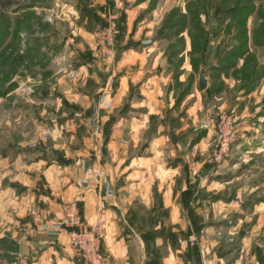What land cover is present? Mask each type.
<instances>
[{
  "label": "rangeland",
  "instance_id": "rangeland-1",
  "mask_svg": "<svg viewBox=\"0 0 264 264\" xmlns=\"http://www.w3.org/2000/svg\"><path fill=\"white\" fill-rule=\"evenodd\" d=\"M58 1L0 0V189L16 195L4 201L29 196L27 187L38 180L34 169L25 172L31 168L57 171L86 157L98 175L102 166L116 170L147 153L129 119L141 89L142 106L160 108L146 116L148 137L160 121L161 130L169 126L188 148L206 140L193 155L196 178L184 194L183 212L192 223L179 227L189 264H264V0H64L83 17L67 10L71 16L58 17L57 24ZM16 10L24 12L17 22ZM78 20L93 36L96 82L76 64L88 62L86 55L54 62L58 43H82ZM44 35L48 47L36 48ZM202 68L205 88L199 86ZM185 153L178 168L190 171ZM204 176L213 180V192L199 186ZM192 197L199 201L194 209L186 205ZM206 200L211 206L202 207ZM13 209L9 216L18 215ZM23 222L16 227L25 231ZM175 229L164 225L158 237L167 244ZM176 243L172 237L170 244ZM5 254L0 249V258Z\"/></svg>",
  "mask_w": 264,
  "mask_h": 264
},
{
  "label": "crops",
  "instance_id": "crops-1",
  "mask_svg": "<svg viewBox=\"0 0 264 264\" xmlns=\"http://www.w3.org/2000/svg\"><path fill=\"white\" fill-rule=\"evenodd\" d=\"M57 4H59L60 9L58 7L56 11L57 20L55 23H60L58 17L64 14L70 15L67 10H70L72 16L74 14L75 17H83V13L76 8L78 6L74 7L73 2L68 3L59 0ZM28 10L32 9L27 8ZM23 13L21 10H16V22ZM79 22L78 20V24L75 25L77 26L76 31L81 35L79 37L82 43L75 44L74 48L72 45L66 47L64 43L62 45L58 43L57 50L59 51L54 62L58 63V60L60 62L70 55L69 62L76 56L79 58V54L81 57L86 55L88 62H79L80 60L77 59V63H75L78 67L80 66L79 72L85 79L96 82L101 78H94L100 67L95 58L96 51L92 47L93 36ZM89 35L90 37H88ZM85 38H88L89 42ZM48 39L44 35L43 41H37L35 47L46 49ZM88 43L91 45L90 47ZM153 77L160 78L159 74ZM125 78L123 79L124 85L126 84ZM62 88L63 91H68L66 86H62ZM153 91H158L157 82L151 87V95L154 94ZM143 92L140 89V98L137 102L134 101L137 110L134 107L129 108V113L136 111L130 115L129 119L132 126L135 124L134 127L139 129L135 142H143L147 153L141 152L138 156H133L122 167L117 165L121 169L110 170L102 166L100 173H97L98 175L95 174V171L93 173L90 171L94 166L86 163L88 162L86 157L81 159V163L65 164L57 171L53 166L44 168L43 171L31 168L25 172L34 169L31 173L33 172L38 180L27 187L29 196L26 198L28 199L26 203L24 202L26 199L21 200L20 203V199L13 198L9 203L5 202L7 194L12 197L13 195L16 197V195L9 189V191L0 189V249L8 253L5 254V257L14 256L9 252H18L28 255L31 264H80L73 257L68 236L57 231L58 224H55L58 222L55 219L63 213L64 204L69 200L77 199L83 220L81 227L91 226L98 219L103 221L105 228L101 245L103 264H189L187 251L182 248L185 244L182 238L185 236L180 232L181 228H187L192 223L186 213L183 212L185 209L184 194L185 190L192 187V181L196 178V174H194L196 163L193 155L198 153V149L204 146L206 140L195 146V142H193L188 148L189 143L185 145L179 141L178 137H174L169 131V126H167L168 129L161 130L163 124L160 121L161 125L158 126L153 135L148 137L147 118L148 116L150 118L153 113L159 112L160 108L154 107V111H151L150 104L148 108L142 106L140 100L146 98V96L141 97L142 94L146 95ZM154 98L149 96L150 100ZM160 112H162V107ZM119 121L124 122V118ZM185 122L189 124L187 118H185ZM128 126L131 129L129 124ZM188 136L187 132L186 137ZM168 150H170L169 156L172 160L170 164L164 165L163 156ZM180 151L186 152L192 170H179L178 156ZM121 157L119 161L124 162L125 153ZM45 158L43 156L39 162H44ZM94 165L98 166L99 164ZM138 165L139 170H132ZM88 166L92 168H88ZM202 179L204 180L199 186L213 192L215 189L213 180L206 176ZM178 180H180L181 189ZM154 182H157L158 185L153 187ZM193 190H196V185ZM193 190L191 193L194 192ZM103 204L104 207H101ZM196 204H199V201L192 197L186 205L194 209ZM211 204L212 201L206 200L202 207L211 206ZM14 205L17 207L18 215L14 216L12 212V216H9L8 211H14ZM98 209H101V212H98ZM24 215H26L25 219H23ZM19 220L20 222L25 221L23 222L25 231L16 227ZM164 225L170 227V230L176 227L172 233L169 232L166 236L168 238L167 244L163 237H158ZM172 237L178 241L175 245L173 244L175 247L170 244ZM165 246L168 247V250L166 254H161Z\"/></svg>",
  "mask_w": 264,
  "mask_h": 264
},
{
  "label": "built area",
  "instance_id": "built-area-1",
  "mask_svg": "<svg viewBox=\"0 0 264 264\" xmlns=\"http://www.w3.org/2000/svg\"><path fill=\"white\" fill-rule=\"evenodd\" d=\"M21 1V0H17ZM23 1V0H22ZM112 37H110V40ZM108 44L110 42L108 41ZM108 47V45H106ZM229 142V140H228ZM227 142V143H228ZM68 204L63 209L64 220L57 225V231L68 236L69 244L73 251V257L80 264H103V253L101 249L105 234L103 221L98 219L93 225L81 227L83 222L77 201L73 200L70 207ZM104 207V204L101 206ZM70 208V209H69ZM101 212V209H98ZM0 264H31L28 255L18 253L10 258H0Z\"/></svg>",
  "mask_w": 264,
  "mask_h": 264
},
{
  "label": "water",
  "instance_id": "water-1",
  "mask_svg": "<svg viewBox=\"0 0 264 264\" xmlns=\"http://www.w3.org/2000/svg\"><path fill=\"white\" fill-rule=\"evenodd\" d=\"M208 85V79L206 77V71L204 68L200 71V77H199V86L200 88H205Z\"/></svg>",
  "mask_w": 264,
  "mask_h": 264
}]
</instances>
